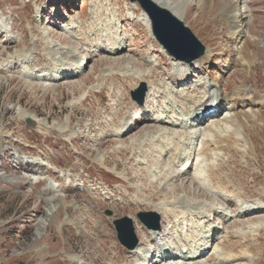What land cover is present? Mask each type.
I'll list each match as a JSON object with an SVG mask.
<instances>
[{
    "label": "rangeland",
    "instance_id": "1",
    "mask_svg": "<svg viewBox=\"0 0 264 264\" xmlns=\"http://www.w3.org/2000/svg\"><path fill=\"white\" fill-rule=\"evenodd\" d=\"M166 1L175 4L178 17L204 47L203 56L192 65L169 57L150 38L142 11L128 0H0V264H159L148 255L152 248L172 247L179 238L194 244L192 237L206 235L207 219H196L188 209L198 203L214 211L215 220L209 224L219 229L208 245L211 249L192 264H222L219 243L226 239L225 232L230 233V244L238 240L241 244L225 254L234 260L229 264H264V223L254 226L264 213L247 214L242 207L259 205V197L264 198V0H247L248 24H238L243 33L236 38L221 15L222 0ZM89 38L103 44L104 53L94 58L101 65L90 68L93 58L86 59L78 76L70 74L74 63L58 67L69 63L65 56L80 57L90 51L93 45L82 44ZM119 38L121 53L115 55L112 41ZM39 58L43 61L37 66ZM117 58L122 64H115ZM106 69L105 75L113 79L98 86ZM151 70L159 77L147 78ZM139 76L145 79L137 81ZM216 80L228 95L245 81L255 101L244 104L235 96L231 111L221 105V113L199 127L188 126L189 120L185 128L172 126L179 118L174 114L185 108L179 97L204 91V83ZM130 83L134 86L124 90L123 85ZM142 83L145 93L139 106L130 92ZM100 88L107 90L105 106L98 99L86 100L89 91L96 95ZM153 90L164 92L162 98L156 94L146 105V95ZM254 112L261 119L256 125L248 122ZM23 114L35 117L36 127L27 126ZM153 118L163 123L150 122ZM120 122L136 124L141 132L118 136ZM212 123L222 124V131L219 127L220 132L203 135V128ZM104 126L110 134H99ZM156 130L177 135L168 147L170 155L159 164L160 172L154 167L158 149L149 140L146 146L143 142L140 149H132V144L137 146L144 135ZM194 134L193 141L181 145L184 137ZM220 140L226 142L220 146ZM159 142L168 145L155 137L153 143ZM204 143L214 145L209 148L214 152L197 156ZM188 153L197 157L191 168L187 162L177 166L175 171L186 172L172 189L164 186L171 158ZM199 169L205 182L210 172L214 174L209 184L200 182L207 200L195 199L196 190L189 192ZM177 201L187 203L186 215L173 208ZM154 206L166 208L163 224ZM148 212L159 217V239L150 237L137 218ZM124 218L131 221L132 244L136 243L132 250L119 243L113 225ZM244 245L253 249L247 252Z\"/></svg>",
    "mask_w": 264,
    "mask_h": 264
},
{
    "label": "bare ground",
    "instance_id": "2",
    "mask_svg": "<svg viewBox=\"0 0 264 264\" xmlns=\"http://www.w3.org/2000/svg\"><path fill=\"white\" fill-rule=\"evenodd\" d=\"M152 1L159 8L168 11L170 14H172L177 19H179L181 22H183V18L178 17L180 14L177 12L178 10L176 9L177 7L175 6V4H172V2L168 3V1H166V0H152ZM222 1L224 3V6L221 8V11H220L221 15L223 17V20L226 22L227 27L229 28V33L231 34V36L233 38H236L237 36H239V35H241L243 33V30L238 28L239 27L238 24L239 23H243L245 25V27L248 24V23H245V21L247 20V14L249 12L247 0H222ZM201 4L205 5L206 2H203ZM132 7L133 8H137V6L135 4H133ZM180 7H182V6H179V8ZM187 12H188V10H185V12H184L185 15H187ZM142 17H143L142 20L144 21L147 33L150 36V38L152 39L148 21L146 20L144 14H142ZM59 42L60 43L64 42V39L63 38L60 39ZM112 42H113L112 45L114 47L113 50H112V53L115 54V55L120 54L121 53V49H120L121 48V46H120L121 44H119V43L121 42V39L119 38L118 42H115V43H114V41H112ZM23 43L27 44L26 41H24ZM82 44H83V46L86 45V46H89V47L91 45H93V47L91 48L90 51L85 52L80 57L65 56V58L69 61V63L61 62L58 65V67H62V66H66V65L67 66H71L73 63L76 64V66H74V68L71 69V71H70V74L72 76H78V75L81 74L82 71H81V68H80V64L82 65L83 61L86 60V59L93 58V61H91L90 68H95L99 64L101 65L100 59L99 60H94V58L98 57L97 55H99L100 53H104L103 44L97 42L95 38L86 39V40L82 41ZM205 60L206 59L202 60L201 63L198 61L199 65H203L205 63ZM42 61H43L42 58L41 59L40 58L37 59L36 60V65L39 66ZM226 61H228V59ZM196 62L197 61L193 62V64L196 63ZM115 64L119 65V64H122V62L119 61V58H117V62H115ZM129 64L132 67L133 66H135V67H141L142 66V63H138L137 65H134V64H132L130 62ZM183 65H185V64H183ZM40 70L42 71L41 68H40ZM43 71L48 73L46 76H50L51 75V72H49V70L44 68ZM106 72H108V69L101 71L100 74L103 75V76H102V80L101 79L98 80L99 78L97 79L98 82H100V83H97L98 86H101V83L104 80H106V79H108L111 82V78L112 77H109V76L105 75ZM126 72H129V71H126ZM156 73H157V71H156ZM182 73H184V72H182ZM178 74H176V76L172 77V82H174V83L177 82ZM158 77H159V74L157 73V76H153V70H151L150 73H149V76L147 78L153 80V79L158 78ZM179 77H182V74H180ZM85 78H83V79H85ZM140 79H145V78L139 76L137 78V81H139ZM211 81H213V80H211ZM150 85L155 86V83L151 82ZM203 85L204 86L206 85V90L204 89V91H202V89H201L198 92L196 90H193L191 92V95L187 96V94H185V95H183V97H179L181 102H182V104H183V106L185 108L179 113V115L174 114V116L179 117V118H176L175 122L171 123L172 126H174L175 124H178L179 127H184L185 128L187 126L188 120H189V121H191V123L188 126L199 127V126L203 125V123L206 121V119H214L213 117L218 116V114L221 113V111H220L221 105L222 106L223 105L224 106H228L229 107V111H231L233 105L235 106V104H233V103L230 104V100L233 97H235V96L238 97V98H241L239 101L241 103H244V104H246L245 102L248 101V99L250 101H255V97H256L255 95H251V96L248 95V92H247V89H246V86H245V81L241 82L239 87L236 88V91L233 92L231 95H228L227 93L222 92V90L220 88V84L218 83L217 80L212 82V83H209V82L208 83H204ZM133 86L134 85L132 83H130L127 86H126V84H124L123 85V89L126 90L127 87H133ZM181 90H183V88H181ZM163 93H159V91L153 90V93H152L153 95L152 94H147L146 95L147 96L146 97V105H149L148 104L149 103L148 98H151V97L153 98L156 94L157 95L160 94L159 98H162ZM106 94H107V90L105 88H100V90L97 92L96 95H94L93 91H89V97L86 100H89V101L93 102V101L98 99L99 102L102 104V106H105L103 100L105 99ZM93 96H94V99H92ZM111 98H113V95L111 96ZM213 105H215V106H213ZM216 106H217L218 110H217V113L214 114L211 111V109H213V107H216ZM106 107H108V105H106ZM234 109L235 108H233V110ZM257 113H259V112L252 113V115L249 116V121L248 122L252 123L253 125L259 124V121L261 119L259 118V114H257ZM119 114L120 113H117L115 116L119 117L120 116ZM22 116H23L24 120L30 119L32 121L33 127H36L35 117H33V116L31 117L28 114H23ZM138 119H139V117L136 118V120H138ZM225 119L226 118H224L221 121L225 122ZM142 120H147V118H142ZM161 120L162 119L153 118V119H150V122H154V124L160 125L161 123H163V121H161ZM37 122L39 123V121H37ZM214 122H216V121H213V123ZM213 123L211 124V127H213L214 129L213 128L211 129V127L209 128L208 126L204 127L203 128L204 132L202 133L203 135L206 134V133H209L210 135L211 134H216V133L222 131V129H223L222 128V124L221 125L219 124V126H215V125H213ZM105 127L106 126L100 128L101 132L99 134H102V131H104L105 134H110V131L108 130V128H105ZM219 127L221 129L220 131H219ZM116 129L119 130L118 136L119 135L120 136H125L128 133H131L132 131H134L135 133L136 132H138V133L141 132L139 127H137L136 124L133 125L131 123V124L128 125L126 122H120L119 126ZM137 129L139 131H137ZM86 130H88V129H86ZM95 130H98V129H95ZM142 131H144V130H142ZM158 132H160L162 134L157 136ZM155 137H160V139L167 140L168 145H161L160 142L157 143V144H154L153 140H154ZM175 137H177V135H175L174 132L173 133H169V132L165 133V132H161V131L156 130L155 132H151L149 135H144V137L141 140L136 142L137 146H135L136 144H132V149L135 150V147L137 148V150L140 149L141 145L143 144V142H144V146H146L147 140H149V142L152 145H154L155 150L158 149L156 151V153H157V159L156 160H157L158 163L154 165L155 170H158V168L160 167L159 164L161 163V160L164 157H167L168 155H170V151L172 150V148H168V147L174 143L173 140L175 139ZM196 137H197L196 134L190 135L189 137L188 136L184 137V141L181 143V145H183V144L185 145L184 142L191 141V139L193 141V139H195ZM204 138H206V137L204 136ZM169 140H171V142ZM224 142H226V141L225 140H220L217 144L221 146V144L224 143ZM179 144H180V142H179ZM162 146H164V150H163ZM189 146H190V144H188L186 148H188ZM204 146L206 148H204ZM211 146L212 145H210V144L206 145V143H204L203 146H202V149L200 151V154H197V156L198 155H203L205 157L206 156H210L208 153L214 152V150H210L209 149ZM212 147H215V146L213 145ZM165 148H166V150H165ZM212 149H214V148H212ZM178 151H180V150H178ZM194 158H197V157L192 156L190 153H188L186 156H181V154L176 156V157L173 156V158H171L172 159L171 160V168L172 169H169L168 171L165 172V176H164L165 180H163L164 181V186H171L170 188L172 189L175 186V185H172L175 182V180H178L179 178H181L182 174H184L186 172V170H181V171H177L176 170L175 171L177 166H179L181 164L183 165V163L186 162V159H189L187 161V164L189 163V161L193 162ZM192 162L189 164L188 169L191 168ZM202 170H204V168ZM202 170L199 169L195 173V175H194L195 178H193V183L191 185V190L189 191V192H193L194 190H196V193L193 194V196L197 200H200V199H206L207 200V198H208V195L205 194L206 195L205 196L203 194V192L201 190H199V188H201L203 190V188L205 187L200 182L203 181L207 185V184H209L212 181V177H214L213 176L214 174L212 172H210V175H209L210 177H207L206 182H205L203 174H202ZM159 172H156V173H159ZM208 180H210V181H208ZM214 180H215V178H214ZM75 186L79 187L80 185L77 184ZM175 188H177V187H175ZM176 190H179V189H176ZM176 190H171V192L175 193ZM167 194L165 195V197H167ZM154 195H155V193H154ZM243 196L244 195L242 194L241 197L243 198ZM153 199H154V197L152 198V200ZM186 204L187 203H183V202L177 201L176 204H175L176 206L174 205L173 208L179 209L181 211L180 214L186 215V211H187V208H186L187 205ZM218 204H219V202H218ZM190 207L188 209L191 212H193L192 213L193 217H195L196 219H199V220H203L205 218L207 219L205 222H203L204 224H206V231H205L206 235L204 237H201L202 234H200V235H196V236L192 237V240H193L192 243H194V244H191L189 246V247L193 248L192 250L185 249V248L188 247V246H186V243H188V242H187V240H182L181 238H179V240H177V241H174V243L171 245L172 247L161 248V249L157 248L158 251L155 250L154 248H152V250H151L152 252L150 254H148L150 256V259L157 258V260L155 262L159 263V264L160 263H167V262H176L177 260H179L181 262V264H192V261H197V260H199L200 257H204L206 252H207V250L211 249L208 245H209V243H212V241L214 240V237L216 235V231L219 229L218 226H213V225L209 224L210 221H214L215 220L214 218H212V216L214 214V211H212L211 208H209L208 210L205 209V206L203 204H201V203L194 204L193 208H190ZM214 207H216V206H214ZM242 207H244V209H245L244 212H247V214H250L252 212H254V213H256V212L264 213V198L263 197H259V205L253 206V205H249V204H244ZM154 208H155L154 212L158 211L157 214H159L161 217L163 215L162 212H164L166 210V208H163V207H155L154 206ZM184 208H186V211H183ZM49 211L52 212V209L50 207H49ZM205 212H207V213H205ZM206 214H207V216H206ZM207 217H209V218H207ZM163 222H164V218L162 217V224H163ZM263 223H264V219L259 220L258 222H255L254 226H256L258 228L260 226H263ZM233 225H235V223H233ZM170 229H172V227H170ZM145 231L153 239H159V234L157 233V230L145 229ZM199 231H200V229H199ZM200 233H202V232H200ZM225 233H226V239L221 241V243H219L221 249L223 250V253H222L223 257L220 259V263L229 264V263L233 262L234 260H232V256H227L226 257L225 254H227L229 252L230 253L235 252L238 248H241V244H240V240H238L234 244H230L229 240H228L230 233L229 232H225ZM201 240H203V242L201 244H198L197 241H201ZM244 247H246V251L247 252H249V251H251L253 249L251 246H247V245H244ZM174 250H176V252L173 253ZM184 250H187L186 253H184ZM146 258H147L146 256L143 257V262H146ZM211 258H212V256L208 257V259H211ZM139 259H140V257H137V260H139ZM153 261L154 260H152V263H153Z\"/></svg>",
    "mask_w": 264,
    "mask_h": 264
},
{
    "label": "water",
    "instance_id": "3",
    "mask_svg": "<svg viewBox=\"0 0 264 264\" xmlns=\"http://www.w3.org/2000/svg\"><path fill=\"white\" fill-rule=\"evenodd\" d=\"M137 3L143 13L147 16L151 32L160 46L174 59L190 63L203 56L204 47L195 38L191 31L175 16L168 11L159 8L152 0H128ZM145 86L142 84L136 91L130 92L131 100L142 105ZM25 124L33 127L32 121L25 120ZM139 222L147 229L159 230V217L155 213H139ZM128 224V227L124 225ZM131 221L127 218L117 220L113 223L119 243L127 249L132 250L134 240L130 228Z\"/></svg>",
    "mask_w": 264,
    "mask_h": 264
}]
</instances>
